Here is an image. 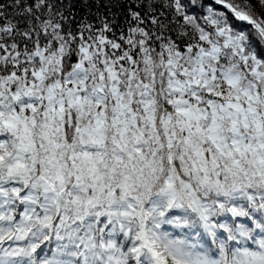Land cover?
Listing matches in <instances>:
<instances>
[{"label":"snow or ice","instance_id":"1","mask_svg":"<svg viewBox=\"0 0 264 264\" xmlns=\"http://www.w3.org/2000/svg\"><path fill=\"white\" fill-rule=\"evenodd\" d=\"M0 264H264V0H0Z\"/></svg>","mask_w":264,"mask_h":264}]
</instances>
